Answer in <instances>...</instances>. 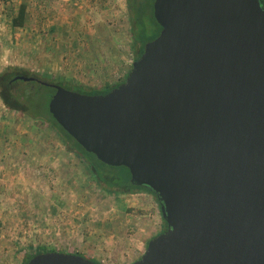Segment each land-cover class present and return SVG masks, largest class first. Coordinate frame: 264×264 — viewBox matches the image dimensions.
Listing matches in <instances>:
<instances>
[{
  "label": "water",
  "instance_id": "95a60500",
  "mask_svg": "<svg viewBox=\"0 0 264 264\" xmlns=\"http://www.w3.org/2000/svg\"><path fill=\"white\" fill-rule=\"evenodd\" d=\"M159 34L123 82L54 88L48 111L87 152L150 188L166 229L130 264H264V8L153 0ZM26 264H94L47 251Z\"/></svg>",
  "mask_w": 264,
  "mask_h": 264
},
{
  "label": "rangeland",
  "instance_id": "374dc122",
  "mask_svg": "<svg viewBox=\"0 0 264 264\" xmlns=\"http://www.w3.org/2000/svg\"><path fill=\"white\" fill-rule=\"evenodd\" d=\"M126 1L0 0V72L19 66L91 88L121 81L135 60ZM164 227L155 195L103 190L47 121L0 98V264H22L37 249L130 264Z\"/></svg>",
  "mask_w": 264,
  "mask_h": 264
},
{
  "label": "trees",
  "instance_id": "16d2710c",
  "mask_svg": "<svg viewBox=\"0 0 264 264\" xmlns=\"http://www.w3.org/2000/svg\"><path fill=\"white\" fill-rule=\"evenodd\" d=\"M150 1H151L150 5H148L147 0L126 1L129 23H130V35L132 40V47L135 53L134 59L138 58L140 54L143 52L145 43L154 39L161 30L160 25L156 22V20L153 17V10H152L153 0ZM259 2L261 7L264 8V0H259ZM25 15H26V4L21 3L17 8L16 14L11 19L12 26L15 27L22 26L24 23ZM128 72L126 73L125 77L117 83L111 85L106 84L101 88H91L84 86L82 84H74L72 82H68L62 79L57 80V79L40 78L36 74L30 73L19 66H7L6 68H4V70L0 72V98L3 104L9 109H13L16 111H20L24 114H28L29 116L34 117L35 119H41L47 121L51 125V127L56 131L58 137L64 144V147L68 151L73 152L75 155H77L86 164L87 168L91 173L92 178L99 186L103 188V190L114 195L133 193L135 190H146L152 193L153 195H155L154 192L148 187L137 186L132 184L130 182L129 171L126 167L124 166L114 167V166L106 165L103 162L99 161L94 154L84 150V148H82L54 120V118L48 111V102L52 93L54 92V88L39 83L35 80L24 81L20 79H16V80L12 79L14 76L18 74L25 76H33L43 81L57 83L67 89L78 91L80 93L105 94L114 87L118 86L121 82H123ZM41 88H49L51 91L50 94L44 95V93L41 91ZM160 215L162 217L161 211H160ZM162 220L164 222L165 227L155 235L159 234L160 232L166 229V223L163 217ZM155 235H153L152 237H154ZM152 237H150V239ZM47 251H53V250L37 249L32 253H25L22 264H26L27 261L34 255ZM83 256L89 258L86 255ZM89 259L93 260L94 264H100L98 261L92 258Z\"/></svg>",
  "mask_w": 264,
  "mask_h": 264
},
{
  "label": "flooded vegetation",
  "instance_id": "af4514ba",
  "mask_svg": "<svg viewBox=\"0 0 264 264\" xmlns=\"http://www.w3.org/2000/svg\"><path fill=\"white\" fill-rule=\"evenodd\" d=\"M35 81H37L36 79H35ZM38 82V81H37Z\"/></svg>",
  "mask_w": 264,
  "mask_h": 264
}]
</instances>
